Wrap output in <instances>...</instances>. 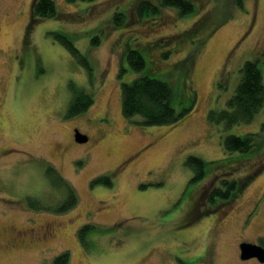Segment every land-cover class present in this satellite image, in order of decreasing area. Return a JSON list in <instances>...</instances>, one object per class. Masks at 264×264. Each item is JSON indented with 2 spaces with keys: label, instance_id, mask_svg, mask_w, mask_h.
I'll use <instances>...</instances> for the list:
<instances>
[{
  "label": "rangeland",
  "instance_id": "374dc122",
  "mask_svg": "<svg viewBox=\"0 0 264 264\" xmlns=\"http://www.w3.org/2000/svg\"><path fill=\"white\" fill-rule=\"evenodd\" d=\"M52 1L56 16L30 23L33 0H0V264H53L63 253L68 264H264L241 260L239 248L264 243V170L226 213L199 214L206 206L199 197L221 171L219 162L227 157L225 166L234 168L230 159L245 157L226 154L223 138L261 135L264 108L251 123L230 129L210 124L207 116L226 107L246 61H260L264 81V0H244L242 9L228 7L227 0H190L194 10L183 17L171 8L136 15L137 0ZM117 13L125 17L120 24ZM129 49L144 57L141 73L126 61ZM141 74L171 88L177 112L193 103L189 114L172 126L127 119L121 84ZM73 88L91 95L93 104L67 118ZM102 117L110 122L98 124ZM74 130L89 142L73 141ZM262 144L264 154V135ZM147 146L134 163L120 167ZM190 156L206 162L197 182L185 166ZM258 162L238 167L233 177ZM50 166L76 196V205L63 213L55 209L66 193L50 185ZM105 175L112 187L92 186ZM31 191H38L37 212L20 202ZM194 202L187 226L183 217ZM86 225L92 228L80 236ZM47 228L52 237L16 239Z\"/></svg>",
  "mask_w": 264,
  "mask_h": 264
},
{
  "label": "trees",
  "instance_id": "16d2710c",
  "mask_svg": "<svg viewBox=\"0 0 264 264\" xmlns=\"http://www.w3.org/2000/svg\"><path fill=\"white\" fill-rule=\"evenodd\" d=\"M68 2L77 1H92V0H67ZM244 0H227L228 7L236 6L243 8ZM160 8L175 9L179 16H185L193 12L194 7L190 0H160L158 4H153L151 0H137L135 4V13L140 16L149 14H158ZM56 16L55 4L52 0H36L32 7V18L34 21L40 19L52 18ZM115 20L122 23L125 17L122 14H115ZM38 19V20H36ZM205 22V20H204ZM204 22L202 27L204 26ZM200 31H187L184 35H192ZM64 44L68 51L75 57L81 59L84 67L89 69L88 62L80 55V53L73 47L70 41L64 39ZM170 51L163 55L168 56ZM126 61L131 69L136 73H141L145 68V59L137 50L129 49L126 53ZM260 61H246L240 69V81L236 87L234 94L227 100L224 109H213L209 111L207 119L210 124L223 125V128L230 129L231 127L249 124L253 121L258 113L264 108V81L262 71L259 67ZM125 72L122 67L119 76ZM70 87H73L71 85ZM121 109L122 114L127 118L140 117V124L147 127L152 126H172L179 123L187 114H189L193 103L190 104L189 109L176 111L173 104V93L171 88L165 83L157 79H153L146 74H141L131 83L121 84ZM93 104V98L84 90L79 88L72 90V98L68 104L66 117L71 118L85 112ZM259 133L245 134L243 137L228 134L222 140L224 152L228 155L233 153L240 154L232 157L229 162L237 164L236 167L225 166V160L219 162L221 171H218L212 179L215 184L209 186L206 191L199 197V201L206 204L200 211V216L212 213H226L238 201L240 193L253 180V177L264 170V154L262 153V136L264 135V125L261 126ZM256 147V149H254ZM260 156L259 160L256 157ZM244 158V159H243ZM256 161L258 165L250 172H246L235 179L236 169L238 167H249ZM185 166L190 168L193 172L191 182H197L204 178L206 162L202 159L190 156L185 162ZM245 167V168H246ZM47 179L50 185L56 189H62L66 193L65 201L58 206L56 213H63L70 210L76 205V196L70 185L60 176L57 170L50 166L46 169ZM233 177V178H232ZM104 184L112 187L113 183L108 175L98 177L92 181V186L96 184ZM140 189H144L143 186ZM40 207L39 209H41ZM199 214H197L199 216ZM197 216V217H198ZM191 219V220H190ZM190 217L186 220L185 225L189 226L193 222ZM92 227L86 225L79 231L82 236L84 232L90 230ZM53 264H68V254L63 253L53 260Z\"/></svg>",
  "mask_w": 264,
  "mask_h": 264
},
{
  "label": "flooded vegetation",
  "instance_id": "af4514ba",
  "mask_svg": "<svg viewBox=\"0 0 264 264\" xmlns=\"http://www.w3.org/2000/svg\"><path fill=\"white\" fill-rule=\"evenodd\" d=\"M35 1L36 0H33L32 5H31L30 23H32L34 21L33 18H32V7H33V4L35 3ZM103 122H110V120L108 118H105V117H102V118L97 120L98 124H103ZM76 133H79V131L78 130H74L73 133H72V140L75 141V142H76V138H75ZM81 135L86 136L83 133H81ZM102 137L103 136L101 135L99 138L94 139L93 142L97 143ZM86 138H87V141L84 142V143H81V144H87L89 142V139H88L87 136H86ZM149 146L144 147V148L140 149L139 151H137L133 157L127 158L124 162H122L120 167H123L125 165H130V164L134 163L144 153V151ZM14 150H12V151H14ZM16 150H18V149H16ZM12 151H10V153H12ZM16 163H15V165L17 166ZM20 202H22L27 209H30V210H33L34 212H37L38 211V191H31L30 193H26L25 196L23 197L22 201H20ZM195 205L196 204L194 202L191 205V209L184 214L183 219L186 218V220H187L189 218L191 213L194 212ZM29 230L30 231L23 232V233L19 234L16 237L18 242L22 243V242H25V241H30V242L33 241V240L35 241L36 239H38V235L39 234L42 235L43 239H46L47 237H52L53 234H54L53 233V229H50V228L40 230V233L34 231L33 229H29ZM256 245L264 247V243H258ZM249 261H254V262L256 261L257 262L258 260L253 258V259H251Z\"/></svg>",
  "mask_w": 264,
  "mask_h": 264
},
{
  "label": "water",
  "instance_id": "95a60500",
  "mask_svg": "<svg viewBox=\"0 0 264 264\" xmlns=\"http://www.w3.org/2000/svg\"><path fill=\"white\" fill-rule=\"evenodd\" d=\"M75 138L78 143H84L87 141L86 136H83L80 133H76ZM239 248L241 260L255 258L260 263H264V247L252 243H241Z\"/></svg>",
  "mask_w": 264,
  "mask_h": 264
}]
</instances>
